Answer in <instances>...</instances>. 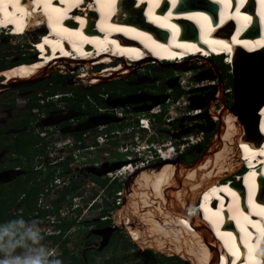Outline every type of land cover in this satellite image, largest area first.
<instances>
[{
    "label": "bare ground",
    "instance_id": "bare-ground-1",
    "mask_svg": "<svg viewBox=\"0 0 264 264\" xmlns=\"http://www.w3.org/2000/svg\"><path fill=\"white\" fill-rule=\"evenodd\" d=\"M27 1L22 4L19 0H0V25H12L13 31L31 28V31L20 34L12 31L15 37L39 31L40 39L33 46L40 50L47 68L81 61L99 64L104 59H116L123 63L111 71V75L124 76L132 71L133 65L138 67L147 61L179 65L189 63L191 59L212 60L217 56H228L221 60L229 63L237 73L241 92L248 93L249 103L231 108L225 106L221 98L219 110L207 116L208 124L216 122L217 125L202 156L188 166L184 162L171 161V156L165 154L159 166L135 172L129 178L126 199L124 186L122 207L115 217L131 241L141 249L173 254L190 264L262 263L264 51L248 44L242 49L235 48L232 42H238L236 36L231 37L232 42L227 39L233 25L230 16L231 13L235 16L234 11L224 9L220 19L207 21L209 15L215 14L213 2L222 1L231 6L233 0H34L30 6ZM164 2L168 6L165 11L160 6ZM191 2L196 6L204 4V8L200 11H176L174 8L178 3ZM242 2L235 0L237 5ZM93 4L95 9H92ZM249 15L243 13L235 18L240 31L246 32L242 41L250 40L247 34L256 28ZM259 15L264 20V8ZM127 16L138 24H128ZM87 20H95V24L92 26ZM42 21L49 27L47 34L40 27ZM257 26L264 27V23L257 21ZM260 36L251 44L263 41ZM166 57L170 61L162 62ZM47 68L41 65L18 67L7 75L11 77L13 73H20L26 76L34 72L26 80H36L33 76H40ZM219 85L222 94L221 81ZM255 101H259L258 104ZM255 106L258 107L253 112ZM241 160L248 168L245 175L221 182L229 175L226 171L240 168ZM175 165L187 170L208 165L221 176L199 194L192 208L195 197H190L198 185L187 187L185 184V187L184 177L173 172ZM168 226L170 229L165 232Z\"/></svg>",
    "mask_w": 264,
    "mask_h": 264
},
{
    "label": "rangeland",
    "instance_id": "rangeland-1",
    "mask_svg": "<svg viewBox=\"0 0 264 264\" xmlns=\"http://www.w3.org/2000/svg\"><path fill=\"white\" fill-rule=\"evenodd\" d=\"M39 34V31H32L21 37L13 36L12 38L0 34V75L3 76L0 78V81L5 79L4 72L10 71L15 67L30 68L41 65L47 68L45 66L46 63L41 61V56L34 57L35 53L29 46L30 43L34 45V42L41 36ZM41 34L44 35V32ZM262 55L264 56V52H262ZM104 60L99 64H93L92 62L84 63L81 61L72 65H51V67L47 68L46 71L37 77H46L44 80L36 81L30 85L14 86L11 88V92H8L2 98L0 97V109L2 103L10 102L11 100L14 103H22L26 97L22 98L20 92L27 91V96H30L36 93L35 90L37 89L41 91L42 95L46 91L47 94L52 95V99L55 96L62 97L65 93V103L59 104L65 106V115L71 116L79 115V111L90 114L94 112L99 113L98 108H101L104 102L108 101L111 104L108 99L115 101L114 104H117L116 102L121 103L122 99L127 100L125 104L129 106V109L135 108L133 111L140 113V111L136 110V106H151L158 102V100L151 99L150 97L162 96L164 97V102L160 106L166 105L162 109H165V114L167 115L170 113L175 114V111L167 105L169 101L177 100L179 103L189 101L188 103L191 109L194 107L192 110H198L201 114L203 111L212 108L211 113H206L208 117L219 110V101L221 98L225 106L230 107L232 105V86L230 81L232 67L229 64L228 66L225 65L224 62L215 61V59H191L189 63L185 64L166 65L147 61L138 67L133 65L132 71L124 76H113L111 75V71L116 70L123 62L121 61L120 63L116 59ZM110 61L111 63L106 65ZM15 78L20 79L21 77L17 75ZM5 80H9V78ZM219 81H221L222 85V94H220ZM18 93L20 94L18 95ZM209 93L210 96L207 97ZM90 94H94L97 99L91 98ZM83 95L84 98L79 97ZM209 97H214V99H210ZM77 98L84 99L85 103L84 101L79 103H70L68 101V99L72 100ZM45 100L44 98L43 101ZM68 106H71L70 109L72 110H69ZM152 109H149L146 113H150ZM192 110L185 107H177L176 116H183L186 113L192 112ZM209 119L211 121V118ZM204 123L206 121L200 117L184 119L178 123V127L175 130L158 132L156 135L151 136L150 141L160 140L166 144L172 143L173 145H177L182 137L189 134L194 135L198 140L197 143L187 147L181 155L175 156L176 158L172 155L170 158L171 161L184 162L189 166L191 163L196 162L206 151L211 136L216 130V122L207 132H200L197 128H193L196 125H203ZM161 163V161H157V166ZM106 166L105 163L96 169L88 168L86 172H90L91 174L102 173V171L104 172L111 168L110 165L108 167ZM241 171L242 169L238 167L226 171L229 175L221 180V182L235 180ZM173 172L179 173L184 177V186L185 184L187 187L191 184L198 185L195 193L190 197L191 199L195 197L191 204L192 208L196 204L195 202L199 198V194L210 183L221 176V173H218L214 167L208 165H203L200 169L192 168V170H186V172L181 170H175ZM235 174H238V176ZM118 179L116 184L109 186L111 188L112 186H115V188L120 187L119 189L122 190L120 204L116 208L111 209L114 201L112 199L114 193H112L111 188H107L108 185L100 186V180L97 179L93 183L90 178L88 181L85 179L76 181L79 184L78 189L75 193L66 196V201L60 206L57 214L54 212L55 208L52 201L56 198L55 195L63 188L61 185H57L54 188L53 183H50V179L42 180L40 190L38 191L41 194L37 200V204L40 206V208H37L39 214L38 219L36 218L35 220L40 222L44 230V235H56L58 231L56 225L59 222L65 220L66 224V222L71 221L70 228L64 234L65 239L68 240L64 244L68 253L65 257H60L61 262L63 263L65 261V263H68L70 261V254L76 258H80L81 251L84 248V244L82 243L83 238L88 234L89 229L97 221V218L108 213L111 224L117 227L114 232L116 234L113 241H111V245L103 253L90 254L91 257L88 258L86 264H190L186 260L173 254L167 255L166 253L155 251L151 248L141 249L131 241L126 230L121 223L117 222L115 217L118 209L122 207L124 186L126 189L124 192L126 199V192L130 188V179H121L119 182ZM99 194L102 196L100 195L98 197ZM26 209L29 210L31 219L33 215L31 214V209L33 207L26 206ZM0 220H4L3 217ZM168 229H170L169 226L164 231L166 232ZM45 240L55 249L57 255L61 254L59 245L56 247V243H53L49 238Z\"/></svg>",
    "mask_w": 264,
    "mask_h": 264
},
{
    "label": "flooded vegetation",
    "instance_id": "flooded-vegetation-1",
    "mask_svg": "<svg viewBox=\"0 0 264 264\" xmlns=\"http://www.w3.org/2000/svg\"><path fill=\"white\" fill-rule=\"evenodd\" d=\"M8 72H4L3 75L9 80L0 81L1 98L11 92V88H5L4 84L28 81L34 75V72H29L26 76L13 73L11 78L8 77ZM17 75L21 78L16 79ZM2 77L0 75V78ZM28 77L29 79L26 80ZM33 77L36 79L37 76ZM35 92L27 96V91H22L20 96L26 97L22 103H14L11 100L2 103L0 109V219L3 217L7 220L17 216L26 218L27 211L30 219L29 210L26 209L27 202H29V207H33L31 219H38L39 210L37 208L40 206L37 200L41 194L38 191L42 180L50 179L54 188L61 185L62 190H65L64 162L55 163L56 158L63 151L55 149L53 144L57 140H64L67 136L79 137L83 131H92L96 124L106 122L104 117H108L98 112L88 114L81 113L79 110V115H65V106L59 104L65 103V93L62 97L55 96L52 99V95L47 94L46 91L43 95L39 89ZM41 98L46 100L43 101ZM70 108L71 106H68V109L72 110ZM42 132L45 133L44 137L40 136ZM33 200L35 201L34 206L32 205ZM107 227H115L111 224L108 213L98 217L83 238L84 248L80 254L82 264H86L88 258L91 257L90 254L103 253L111 245L115 231L107 236V243L101 246V235H106L105 228ZM62 233L60 241L55 242L56 247L59 245V248L65 240V231ZM60 257L63 258L65 255Z\"/></svg>",
    "mask_w": 264,
    "mask_h": 264
},
{
    "label": "built area",
    "instance_id": "built-area-1",
    "mask_svg": "<svg viewBox=\"0 0 264 264\" xmlns=\"http://www.w3.org/2000/svg\"><path fill=\"white\" fill-rule=\"evenodd\" d=\"M108 100L111 104L104 102V105L99 108V113L116 119L114 122L106 121L92 131H83L79 137L67 136L64 140H57L53 144L55 149L63 151L56 158L55 163L64 162L65 186L70 180L76 182L85 179L88 181L90 178L93 183L97 179L106 181L105 186L112 185L118 178H120L118 182L121 179L126 180L132 173L157 165V161H163L165 154L179 156L187 147L198 142L192 134L182 137L177 145L166 144L160 140L150 141L151 136L158 132L173 131L182 120L199 117L205 113L206 110L202 114L198 110L193 111L189 101L181 103L177 100L169 101L167 106L173 109L175 114L167 115L165 109H162L166 105L160 106L164 101L151 106H136V110L140 113H135L133 111L135 108L129 109L126 104L117 105L112 100ZM177 107H185L192 112L176 116ZM149 109H152L151 112L146 113ZM160 114H162L161 118L157 120L156 115ZM44 134L42 132L40 136L44 137ZM105 163L106 167L108 165L112 167L118 163L122 165L102 171L100 175L86 172L88 168L96 169ZM62 191L55 196H59ZM121 191L118 189L114 193L112 205L115 207L120 204Z\"/></svg>",
    "mask_w": 264,
    "mask_h": 264
},
{
    "label": "clouds",
    "instance_id": "clouds-1",
    "mask_svg": "<svg viewBox=\"0 0 264 264\" xmlns=\"http://www.w3.org/2000/svg\"><path fill=\"white\" fill-rule=\"evenodd\" d=\"M0 264H62V262L55 249L46 242L40 222L17 216L0 220Z\"/></svg>",
    "mask_w": 264,
    "mask_h": 264
},
{
    "label": "water",
    "instance_id": "water-1",
    "mask_svg": "<svg viewBox=\"0 0 264 264\" xmlns=\"http://www.w3.org/2000/svg\"><path fill=\"white\" fill-rule=\"evenodd\" d=\"M46 78V77H45ZM45 78H40V79H36V80H28V81H21V82H12V83H8L7 85L6 84H4V87L5 88H12V87H14V86H22V85H30V84H33V83H35L36 81H42V80H44ZM231 78H232V81H231V86H232V105L230 106L231 108L232 107H234V108H238L239 106H242L243 107V104H245V102L247 103H249V98H248V93H243L242 94V86H240V81L238 80V77H237V73L235 72V71H233L232 70V72H231ZM151 99H157L158 100V102H156V103H154V105L155 104H159V103H162L163 101H164V97H162V96H159V97H150ZM127 100H121V103H118V102H116L117 103V105H123V104H125V102H126ZM112 102H115V101H113L112 100ZM256 102V104H258L257 102H259V101H255ZM107 103H108V101H107ZM260 104V103H259ZM258 106H255L254 107V109H253V112L254 111H256V108H257ZM194 108V107H193ZM200 118H203L205 121H206V123H205V125H196V128L198 129V130H200V131H202V132H207V131H209L211 128H212V124H208L207 123V121H208V118H207V114L206 113H204V114H202V115H200L199 116ZM105 118V121H115L116 119H114V118H111V117H104ZM102 123H104V121L103 122H101L100 124H102ZM97 125H99V123L98 124H96V126ZM177 162H179V161H177ZM192 164V163H191ZM120 165H122V163H118V164H116V165H113L112 167H111V169L112 168H118ZM100 174H102V173H99L98 175H100ZM131 177V176H130ZM129 177V178H130ZM125 185V184H124ZM116 226L115 227H107V228H105V231H106V235L104 236V235H101V237H102V241H101V246H104L105 245V243H107V236L113 231H115L116 230ZM100 231V230H99ZM97 233L98 234H100V232H98L97 231Z\"/></svg>",
    "mask_w": 264,
    "mask_h": 264
},
{
    "label": "trees",
    "instance_id": "trees-1",
    "mask_svg": "<svg viewBox=\"0 0 264 264\" xmlns=\"http://www.w3.org/2000/svg\"><path fill=\"white\" fill-rule=\"evenodd\" d=\"M230 81H232L231 75H230ZM79 97L84 98V95H83V96H79ZM90 97L93 98V99L96 98L94 94H90ZM96 99H97V98H96ZM66 100H67V99H66ZM68 101H69L70 103H75V102H78V103H79V102L84 101V103H85V100H84V99H79V98H77V99H72V100L68 99ZM88 114H90V113H88ZM162 114H164V112H163ZM162 114H160V115H156L157 120H160ZM65 170H66V168H65ZM105 184H106V181H100V182H99V185L102 186V187L105 186ZM114 184H116V183H113L112 185H114ZM78 186H79L78 183H76V182H74V181H72V180L68 181V183H67L66 186H65V190L62 191V194L59 195V196H57V197L52 201V204L54 205V208H55V209H54L55 214H57V211L59 210V208H60V206L62 205V203L66 201V196H68V195L71 194V193H75L76 190L78 189ZM109 186H111V185H108L107 188H111V187H109ZM118 189H119V188H115V186H114V187L112 186V188H111L112 193H115L116 191H118ZM34 203H35V201L33 200V201H32V205H33V206H34ZM26 206L29 207V202H27V205H26ZM114 208H116L115 205H111V209H114ZM25 219H29V217H28V212H26V218H25ZM53 224H54V223H53ZM65 225H66V227H65ZM70 226H71V221H68V222H66V224H65V220H62L61 222H59V223L56 225V227H57V229H58L57 234H56V235H53V234H52V235H47V236H45V239H48V238H49L53 243H55V242H57V241H60V239H61V237H62V234H63L62 232H63V231H66L68 228H70ZM67 241H68V240L65 239V240L63 241V244L60 246L62 253L58 255L59 258H60L61 255H66V254L68 253V252L66 251L65 247H64V244H65ZM69 256H70V261H69L68 263H65V261H64L62 264H82V260H81L80 258H76L75 256H73V255H71V254H70Z\"/></svg>",
    "mask_w": 264,
    "mask_h": 264
},
{
    "label": "crops",
    "instance_id": "crops-1",
    "mask_svg": "<svg viewBox=\"0 0 264 264\" xmlns=\"http://www.w3.org/2000/svg\"><path fill=\"white\" fill-rule=\"evenodd\" d=\"M172 165H173V164H172ZM174 168H175L174 170H181V171H185V172H186V170H187V169H185L186 167L176 166V165H175Z\"/></svg>",
    "mask_w": 264,
    "mask_h": 264
}]
</instances>
